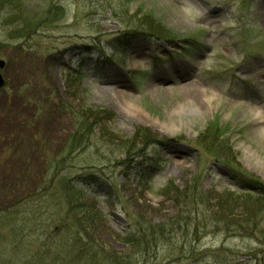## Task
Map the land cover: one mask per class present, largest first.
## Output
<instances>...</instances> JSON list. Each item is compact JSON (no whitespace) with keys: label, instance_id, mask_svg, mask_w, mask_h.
<instances>
[{"label":"rangeland","instance_id":"obj_1","mask_svg":"<svg viewBox=\"0 0 264 264\" xmlns=\"http://www.w3.org/2000/svg\"><path fill=\"white\" fill-rule=\"evenodd\" d=\"M50 7L62 12L46 16ZM263 14L264 0H0V264H71L62 225L71 203L105 253L132 252L122 237L133 214L152 224L183 213L189 224L145 264H264V240L227 238L207 225L216 205L234 217L256 208L228 158L264 182ZM147 25L165 36L127 34ZM165 75L171 80H154ZM95 110L112 138L134 141L137 127L157 138L141 153L149 158L126 162L95 131L66 159L73 121ZM212 128L220 135L209 154L196 141ZM53 155L98 178L74 191L52 179ZM141 159L153 169L148 178L131 167ZM8 182L17 187L6 197ZM192 191L200 199L185 197ZM193 218H201L194 241ZM203 250L222 259H202Z\"/></svg>","mask_w":264,"mask_h":264},{"label":"trees","instance_id":"obj_2","mask_svg":"<svg viewBox=\"0 0 264 264\" xmlns=\"http://www.w3.org/2000/svg\"><path fill=\"white\" fill-rule=\"evenodd\" d=\"M54 5V4H53ZM61 8H47L45 9V15H55L60 14L62 11ZM44 21H47L44 20ZM43 21V22H44ZM145 24V23H144ZM138 33L140 35H143L147 38H159L164 37V33L162 31L156 30L150 28L149 25L147 27H143L140 31H130L127 34H133ZM120 37L114 38V40L119 39ZM25 39V37H24ZM82 61V60H81ZM83 63L80 62V64ZM76 74V72L74 73ZM88 115H81L78 119H75L73 121V130L68 136L65 138V144L63 147L67 150L66 159L69 156H75V153H79L80 151H83L87 146H90V142L92 137L95 135V131L98 133V139L102 141V143L106 144L107 146H114L117 148V151L124 155L125 161L127 162L128 159H137L138 157L142 159L149 158L146 155L141 154L142 151H144L149 145L153 146L155 145L158 140L157 138H152L151 134L140 127H137L135 129L134 134V141L132 138L129 140H123L119 138H112L110 134L106 131H104L103 128L105 126H102V122L106 120L107 116H104L103 113L99 111H93L91 113H87ZM219 133L215 128L210 129L209 131L205 132L204 134L200 135V137L197 139L196 143L198 146H200L204 151L211 154L213 146H215L218 142ZM137 139H140L138 141H135ZM137 145H140L141 148L136 149ZM211 152V153H210ZM136 162L135 165H139L138 168H136L135 165H131V167H134V169L137 171L139 175L146 174L147 178L150 177L151 172L153 169L145 171L140 164L141 161ZM49 160V159H47ZM129 161V160H128ZM50 164L47 167L48 171L52 174V179L60 178L62 177L63 181L65 180L66 183H64L67 187L73 189V186H76L77 184H89L91 182H94L98 175L95 172H89L87 171H73L72 166L68 165L65 167L64 159L58 157V156H51V159L49 160ZM151 167L156 168V165L158 163L156 160L153 161V159H149ZM227 164L231 167L233 176L240 178L239 181H241L242 188L248 191V193L255 194L254 203L256 205V208L254 210H242L241 214L237 217H234L233 212L231 210H228L224 206L216 205L218 206V211L215 212V214L210 215L208 217L209 224L208 226L211 227L210 231L217 230L224 233V236L227 238H239L241 240H247L249 242H254L256 244H263L260 242V240H264V182L261 181L257 176L248 173L246 171H243L238 165L233 164V160H227ZM120 165V164H115ZM96 167V166H91ZM130 167V168H131ZM140 167V168H139ZM154 168V169H155ZM65 171L64 175L63 172ZM142 176V175H141ZM145 176V177H146ZM64 177L66 179H64ZM144 177V176H142ZM12 182H8L2 189L4 191V195H7L10 191L15 190L16 186H13ZM168 183L164 186L165 188L168 187ZM163 187V188H164ZM1 189V188H0ZM80 189V188H78ZM168 191L172 193L171 188L168 187ZM32 190H35L33 188ZM74 190V189H73ZM84 190V189H82ZM77 192V190H74ZM85 191V190H84ZM177 192V191H176ZM78 194V193H77ZM176 202L181 204V200L184 197H180L178 194H176ZM192 197L193 201L197 198L200 199L201 196L199 194L195 193L194 191L190 192V195L185 194V197ZM198 199V200H199ZM186 203V199H184L183 203ZM184 203V204H185ZM14 205V204H13ZM13 205L8 206L9 210H13ZM73 206V209L71 212H67V215L65 216V220L63 222V226L66 229L65 239L70 238L69 242L66 241V248L65 253L66 254H72V263L71 264H96L97 262L100 264H138L139 261H144V264L148 263V258H150V253L155 248H159V246H162V244H167L165 241L169 240L171 242H175V235L177 234V231L180 227L188 225L187 219L189 216L182 215L183 213H178L177 215L173 216L172 219H166L167 221H159L155 223H146L141 220L138 216H133L134 223L131 226V230L128 233H125V236L122 237V239H125L127 244H129L133 250L129 254H120L117 252H109L105 253L103 250V245L99 242H96V238H94L90 233L88 234L87 228L88 226H85L84 223L81 221L82 219H79L75 216V213H79V209L76 205L70 204ZM186 205V204H185ZM77 207V210H76ZM216 208V209H217ZM4 208L0 211L3 212ZM103 218L104 216L101 215ZM234 217V220H231V218ZM203 218V217H202ZM204 219V218H203ZM11 220V219H8ZM192 222V229L191 231V237L193 238L192 241L198 240V237L200 235L199 228L200 220L195 219ZM261 224V226H259ZM203 227H205L203 225ZM219 227V228H218ZM261 230H260V229ZM213 229V230H212ZM11 232L14 233V231L11 229ZM187 234V233H185ZM167 237H169L167 239ZM258 237H261L258 239ZM170 243V242H169ZM192 246V244H191ZM178 250V249H177ZM190 258H195V252H198L197 247H193L188 249ZM203 256L202 259L206 257H212L213 261L215 262L216 259H222L218 253L211 254L210 251L203 250ZM200 252V253H202ZM199 253V254H200ZM197 254V255H199ZM11 255V252H10ZM214 255V256H213ZM193 256V257H192ZM178 256H176L177 258ZM187 259V258H186ZM1 260H2V254H1ZM191 260V259H190ZM202 261V260H201ZM82 262V263H81ZM224 262L228 264H236L240 263L239 261L233 262V261H227V259H223V261L217 262L218 264Z\"/></svg>","mask_w":264,"mask_h":264},{"label":"bare ground","instance_id":"obj_3","mask_svg":"<svg viewBox=\"0 0 264 264\" xmlns=\"http://www.w3.org/2000/svg\"><path fill=\"white\" fill-rule=\"evenodd\" d=\"M262 17H263V19H262V22H264V14L262 15ZM83 61V60H82ZM81 61V62H82ZM83 62H87V61H83ZM177 76V75H176ZM154 80H156L159 84H161V83H163V82H165V81H169V80H171V78L169 77V76H167V75H165V76H161V77H156V79H154ZM196 93H197V91H196ZM195 92H194V94H196ZM194 97H195V95H194ZM257 118V117H256ZM258 120L260 119V117H258L257 118Z\"/></svg>","mask_w":264,"mask_h":264},{"label":"water","instance_id":"obj_4","mask_svg":"<svg viewBox=\"0 0 264 264\" xmlns=\"http://www.w3.org/2000/svg\"><path fill=\"white\" fill-rule=\"evenodd\" d=\"M4 65V61L3 60H0V68H2ZM3 86V78L0 74V88Z\"/></svg>","mask_w":264,"mask_h":264}]
</instances>
